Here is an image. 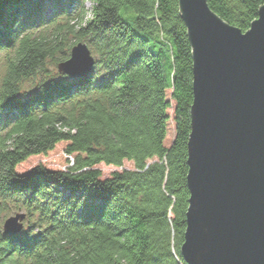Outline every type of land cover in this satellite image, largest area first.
Returning a JSON list of instances; mask_svg holds the SVG:
<instances>
[{
    "label": "trees",
    "instance_id": "1",
    "mask_svg": "<svg viewBox=\"0 0 264 264\" xmlns=\"http://www.w3.org/2000/svg\"><path fill=\"white\" fill-rule=\"evenodd\" d=\"M85 1L0 0V199L39 213L30 232L0 227V264H188L193 57L179 0H89L90 17ZM207 1L243 32L264 5ZM79 42L92 72L49 78Z\"/></svg>",
    "mask_w": 264,
    "mask_h": 264
},
{
    "label": "water",
    "instance_id": "2",
    "mask_svg": "<svg viewBox=\"0 0 264 264\" xmlns=\"http://www.w3.org/2000/svg\"><path fill=\"white\" fill-rule=\"evenodd\" d=\"M193 57L190 191L181 253L188 264H264V5L243 32L207 0H179ZM96 59L84 42L58 64L80 78ZM24 213L3 232L24 228Z\"/></svg>",
    "mask_w": 264,
    "mask_h": 264
},
{
    "label": "rangeland",
    "instance_id": "3",
    "mask_svg": "<svg viewBox=\"0 0 264 264\" xmlns=\"http://www.w3.org/2000/svg\"><path fill=\"white\" fill-rule=\"evenodd\" d=\"M85 9L87 10V16L90 17V10L92 7V2H90L89 0H86L85 3ZM129 12V13H128ZM121 15L123 18L128 19L129 20V15L131 16H135L136 13L133 10H128L126 11V9H121L120 11ZM48 68L51 72V74L48 75V77H54L57 75V73H59L58 71V66H53V63L51 61H49V65ZM45 79L44 76L39 77L37 79H33V80H27L25 81L24 84V88H25V92L28 93H34L37 90V84L39 83L40 80ZM58 156H60L59 154H56L54 157H51V159L53 160V164H55V166L60 167V168H64L66 167L64 164H62V161L56 158H58ZM21 201L20 200H7L4 201L2 199H0V227L3 230V225L5 223V221L11 217L14 216L17 213H24L25 219L23 220L24 223V228L21 231L22 232H27V231H32L36 229V224H37V219L39 217V213H36L34 216H29V212L27 209L21 207Z\"/></svg>",
    "mask_w": 264,
    "mask_h": 264
}]
</instances>
